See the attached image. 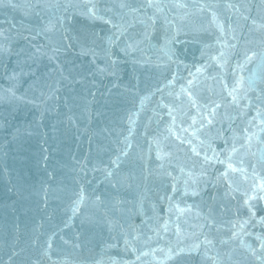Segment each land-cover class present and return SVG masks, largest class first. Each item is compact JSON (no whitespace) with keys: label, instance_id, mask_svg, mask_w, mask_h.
<instances>
[{"label":"water","instance_id":"1","mask_svg":"<svg viewBox=\"0 0 264 264\" xmlns=\"http://www.w3.org/2000/svg\"><path fill=\"white\" fill-rule=\"evenodd\" d=\"M0 264H264V0H0Z\"/></svg>","mask_w":264,"mask_h":264}]
</instances>
